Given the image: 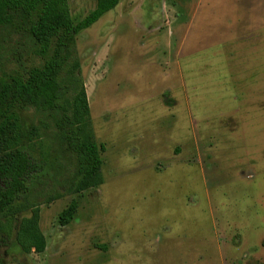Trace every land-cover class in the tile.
Listing matches in <instances>:
<instances>
[{
    "label": "rangeland",
    "instance_id": "1",
    "mask_svg": "<svg viewBox=\"0 0 264 264\" xmlns=\"http://www.w3.org/2000/svg\"><path fill=\"white\" fill-rule=\"evenodd\" d=\"M68 4L77 23L96 0ZM31 50L0 29V76L21 72L16 51L41 64ZM76 50L102 182L74 192L61 131L16 105L42 141L22 145L40 170L17 204L39 206L46 246L16 245L30 209L0 214V264H264V0H120Z\"/></svg>",
    "mask_w": 264,
    "mask_h": 264
},
{
    "label": "trees",
    "instance_id": "2",
    "mask_svg": "<svg viewBox=\"0 0 264 264\" xmlns=\"http://www.w3.org/2000/svg\"><path fill=\"white\" fill-rule=\"evenodd\" d=\"M119 1L96 0L95 8L74 23L68 0H0V29L25 36L32 44L30 53L43 59L38 65H24L23 53L13 52L21 72L0 76V214L30 209L29 215L21 217L16 233V245L23 253H40L46 246L39 206L17 204L27 190V177L40 170L38 160L22 145L28 142L41 147L42 141L37 127L28 133L22 129L14 107L26 105L45 112L61 131L77 159L74 192L102 182L99 150L104 146L98 145L93 136L76 35ZM76 211L77 201L73 199L59 213V225L68 224Z\"/></svg>",
    "mask_w": 264,
    "mask_h": 264
}]
</instances>
